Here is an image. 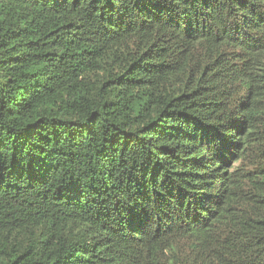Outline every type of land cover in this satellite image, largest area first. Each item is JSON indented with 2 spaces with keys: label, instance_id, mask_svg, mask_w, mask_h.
<instances>
[{
  "label": "trees",
  "instance_id": "1",
  "mask_svg": "<svg viewBox=\"0 0 264 264\" xmlns=\"http://www.w3.org/2000/svg\"><path fill=\"white\" fill-rule=\"evenodd\" d=\"M0 264H264V0H0Z\"/></svg>",
  "mask_w": 264,
  "mask_h": 264
}]
</instances>
